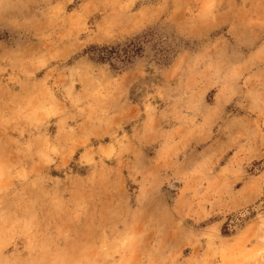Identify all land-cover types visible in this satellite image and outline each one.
Segmentation results:
<instances>
[{
	"label": "rangeland",
	"instance_id": "obj_1",
	"mask_svg": "<svg viewBox=\"0 0 264 264\" xmlns=\"http://www.w3.org/2000/svg\"><path fill=\"white\" fill-rule=\"evenodd\" d=\"M0 264H264V0H0Z\"/></svg>",
	"mask_w": 264,
	"mask_h": 264
},
{
	"label": "trees",
	"instance_id": "obj_2",
	"mask_svg": "<svg viewBox=\"0 0 264 264\" xmlns=\"http://www.w3.org/2000/svg\"><path fill=\"white\" fill-rule=\"evenodd\" d=\"M142 52L140 46L136 43H130L124 47H92L91 60L99 64H108L112 69L124 70L132 65L133 59Z\"/></svg>",
	"mask_w": 264,
	"mask_h": 264
}]
</instances>
